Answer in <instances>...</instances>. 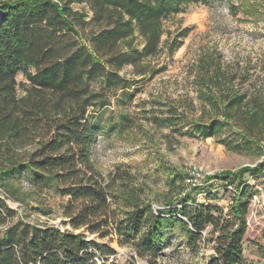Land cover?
<instances>
[{"label":"trees","instance_id":"trees-1","mask_svg":"<svg viewBox=\"0 0 264 264\" xmlns=\"http://www.w3.org/2000/svg\"><path fill=\"white\" fill-rule=\"evenodd\" d=\"M206 1L0 0V189L20 206L13 209L0 197V264H160L174 230L192 255L208 230L213 253L203 264H243L245 216L255 195L245 177L263 173L264 160L208 178L235 190L224 212L198 203L192 196L198 188H179L176 198L165 197L154 209L133 173L117 168L103 175L91 159L101 130L94 114L130 96L137 82L121 71L132 66L140 79L163 71L147 61L160 53L163 20ZM188 34L186 28L175 32L166 43L169 56ZM196 64L197 99L213 114L203 120L169 106L165 117L153 116L157 126L202 139L230 127L242 147L251 150L257 141L263 149L264 93L230 86L233 76L212 57ZM127 119L121 114L119 128L126 129ZM23 179L29 190L21 193ZM167 183L173 188L174 181ZM32 215L60 217L68 229ZM113 242L132 255L118 262Z\"/></svg>","mask_w":264,"mask_h":264},{"label":"rangeland","instance_id":"rangeland-1","mask_svg":"<svg viewBox=\"0 0 264 264\" xmlns=\"http://www.w3.org/2000/svg\"><path fill=\"white\" fill-rule=\"evenodd\" d=\"M206 2L190 4L184 11L163 20L160 53L147 61L153 69L161 66L165 69L152 78L140 79L132 73V66L125 67L120 74L137 81L129 90L130 96H118L119 104L114 99L112 105L94 114V122L101 129L92 144L91 159L96 168L103 175L117 168L133 173L135 183L144 190L154 209L163 207L165 197L176 198L179 188L187 191L198 188L192 195L198 203L216 204L225 212L234 192L214 178H208L225 171L236 172L243 166L252 167L264 160V141L260 143L263 149L255 141L248 150L242 147L230 127L217 136L202 139L195 135H178L170 128L158 127L153 120V116L165 117L169 106H178L196 118L202 114L203 120L213 114L208 107L203 110L192 80L196 63L206 57L222 63L233 76L230 86L248 95L253 94L254 89L264 93V0H251L247 4L241 0ZM72 8L87 11L84 4H72ZM184 28L189 34L169 56L166 43L176 31ZM16 81L20 85L17 93L21 96V84L25 81L21 73ZM189 104L193 105L192 109ZM121 114L128 116L126 129L117 125ZM183 130L187 131L188 127ZM197 173L200 176H196ZM195 176L194 183L189 181ZM168 181H174L173 188ZM245 182L254 188L255 195L248 201L245 216L243 264H264V172L256 179L246 176ZM20 185L21 193L29 190L26 179L21 180ZM207 193H210L209 198ZM0 197L20 211L19 204L7 199L1 189ZM31 218L68 229L62 225L60 217L32 215ZM207 232L203 234L199 252L192 255L185 246V237L178 230L172 231L170 244L162 250L160 264H203L213 253V242L209 241ZM94 238L100 243L107 242V239ZM111 246L118 262L132 255L128 247L116 242Z\"/></svg>","mask_w":264,"mask_h":264},{"label":"built area","instance_id":"built-area-1","mask_svg":"<svg viewBox=\"0 0 264 264\" xmlns=\"http://www.w3.org/2000/svg\"><path fill=\"white\" fill-rule=\"evenodd\" d=\"M196 176H200L199 173H197ZM196 176H195L193 179L191 178L189 181H192V182L194 183V181H196ZM193 183H192V184H193ZM193 185H194V184H193ZM225 188H229V189L233 190V192H235V190H234L230 185H226ZM201 234L203 235L204 232H202Z\"/></svg>","mask_w":264,"mask_h":264}]
</instances>
